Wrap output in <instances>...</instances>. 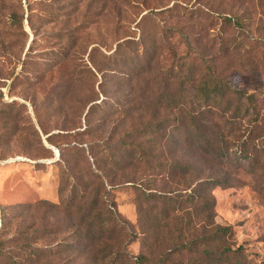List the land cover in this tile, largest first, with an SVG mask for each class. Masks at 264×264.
<instances>
[{
    "label": "rangeland",
    "instance_id": "374dc122",
    "mask_svg": "<svg viewBox=\"0 0 264 264\" xmlns=\"http://www.w3.org/2000/svg\"><path fill=\"white\" fill-rule=\"evenodd\" d=\"M203 4L197 0H0V229L3 219L8 223L0 237L5 249L0 264H152L163 258L160 254L173 250L179 235L192 240L207 234L200 222L206 214L199 215L192 204H182L165 220L157 217L162 204L146 202L138 186L175 194L195 186L199 177L189 175L184 187V178L174 182L161 178L153 167L156 163L132 164L131 145L147 139L134 137V131L150 120L161 121L164 115H150L149 94L133 101L142 111L127 121L115 105L144 89L154 91L155 80L172 66L174 55L214 52L212 40L219 37L215 50L225 39L229 56L212 66L233 88L256 95L254 105L246 96L229 97L223 106L230 120L220 123L246 127L258 112L264 127V0H215V7L241 20V25L226 31L222 18L210 23L157 14L174 5L175 14L185 13V8L211 9ZM174 26L182 34L170 37L167 30ZM143 36L151 49L138 44ZM123 73L137 79L126 86ZM186 100L191 106L195 98L190 95ZM95 104L100 108L89 114ZM191 131L185 118L177 156L197 168H216L204 145H190ZM150 139L152 148H159L150 154L152 161L160 162L161 147L169 159L161 136ZM258 146L261 159L255 171L248 161L232 157L219 171L229 185L213 187L205 195L214 202L209 231L232 227L231 244L243 248L245 264H264V139ZM208 175L207 171L200 178ZM75 186L86 194L71 213L61 204L69 201ZM96 199L94 214L104 209L105 200L124 224L112 241L99 245L89 241L90 228L82 223ZM151 219L168 223L160 237L166 238L161 248L150 238ZM216 251L220 252L218 247ZM140 256L148 257V262L141 263ZM201 260L193 251L175 256L170 264Z\"/></svg>",
    "mask_w": 264,
    "mask_h": 264
},
{
    "label": "trees",
    "instance_id": "16d2710c",
    "mask_svg": "<svg viewBox=\"0 0 264 264\" xmlns=\"http://www.w3.org/2000/svg\"><path fill=\"white\" fill-rule=\"evenodd\" d=\"M214 1L215 0H197L198 5L202 3L200 5L201 7H205L206 5L203 3L206 2L207 5L211 6L209 7L211 8L210 10L196 8L188 11V8H185V13L180 12L175 14L177 7L174 5L172 8H167L163 12L157 14L169 13L171 18L178 19L188 16L189 19L195 18L210 23H215L217 20L220 21L222 18L221 24L225 31L230 28H235L237 25H241L240 18L232 13H225L224 9L218 8V6L215 7ZM153 14L154 12H152V15ZM167 32L168 34L170 33V37H172V33H176V35L182 34L180 29L175 26L168 28ZM168 34L164 37H167ZM201 39L202 37H197V40L201 41ZM218 39L219 37H215V39L212 40V51L214 52L189 50L182 58L177 54L174 55L172 66L164 70L155 80L154 91L149 93L146 92V90L149 89H144L139 96H135L132 100L126 99L115 103L121 117L127 121L142 111L140 106L136 104V101L135 103L133 101L142 96L146 97L145 94H149L147 96V106L152 111L150 115L153 117L164 115L161 121L154 122L150 120L141 130L134 131V137L147 139L144 142L131 145V149L133 148L134 152L133 155H129L130 159L133 160L132 164L135 161L140 164L147 162V164L150 165L156 163L152 166L157 169L158 173H161V178L173 182L176 179L184 178L181 180V183L185 185L184 187H187L188 182L186 178L189 175L193 176V174L195 175L197 173L199 175L194 182L196 184L195 186L188 185L184 191H178L175 194H170L168 192L159 193L147 189L143 184L138 185L139 188H141V194L146 202L153 200L162 204V210L158 211L159 214L157 217L168 220L173 213L175 214L179 211L178 209L182 204L186 203L192 204L199 215L203 216L206 214L204 218L207 222L202 220L204 218H202L200 222H203L202 229L205 230L207 234L192 240L180 238L179 235L176 238L178 243L174 246L175 250L172 248V251L167 250L163 252L164 254H160V257L163 258L152 264H170L175 256L193 253V251L202 258L197 264H245L247 261L243 248L241 246L233 248L231 244L234 238L232 227H216L213 232L208 229L210 225L209 222L213 218L214 202H210L205 198L206 192L217 186L227 187L230 183L228 178H222V176H220L222 174H220L219 171L222 172L224 166L232 162V157H235L239 162L248 161L249 168L255 171L256 165L260 164L261 159L258 155L260 152L258 143L264 139L263 122L261 123V115L258 112H256V117L250 124L248 123L246 127L242 125L235 129L229 127L228 123H220L224 119L226 120L229 113V110L223 106V103L229 97L237 94L241 98L246 96L247 102L250 105H254L256 95L254 93L246 94L241 90L233 88L231 84L225 80L226 78L218 72L216 67L212 66L214 62H218V60L229 56V50L226 47L228 42L226 43L225 39L221 41L219 49L215 50ZM146 40L148 39L143 36V38L139 39L138 44H140L143 49H151L152 46L150 44V47L146 45ZM156 42V40H153L154 47H156ZM144 54L145 52L143 56ZM146 54L149 55V53ZM130 59L131 58H128V60ZM151 59H156V55H153ZM135 76V74L123 73L122 79L124 84L126 86L132 85V82L137 79ZM131 93H134V91L131 90ZM190 95H193L195 98L191 106L186 102V99ZM149 96L152 101L149 99ZM95 105L96 107L93 105L89 114L95 111L96 108H100L98 104ZM185 118L189 119L192 129L195 131L189 132V136L193 141H187H189L191 146L200 147L204 145V147L207 148L205 154L216 164V168L213 166L210 168H197L194 163L191 164L184 158L177 156L178 145L181 143L179 139V130L184 124ZM227 119L230 120L229 118ZM198 130H201L199 136L196 133ZM246 133L247 135H245ZM156 135L161 136V141H163L162 144L164 143L163 145L168 149L169 159L161 147L162 151H160L162 155L160 162L152 161L153 158L150 154L157 151L159 148H152V140L150 138ZM231 137H236L235 141H230L229 138ZM204 138L205 141L201 142ZM153 141L161 143L156 140V138H154ZM207 171L209 175L206 178H200V176ZM211 173H215L216 175L212 176ZM72 191L73 193L72 196L69 197V201L65 204H61L67 209H70L71 213L72 210L79 206V203L86 194L84 191H79L76 186L73 187ZM202 199L206 200L203 205L198 203ZM97 202L96 199L93 205L89 206L86 211L87 214L83 216L82 223H88L90 228L89 232L91 234H89V237L91 240L89 241H92V244L96 243V245H99L102 241H112L113 239L110 240L111 237L121 232L124 229V224L119 220L120 218L117 213L111 210L109 205L106 204L107 201L105 200L104 209H99L98 213L94 214ZM61 205H52V207L58 208ZM155 209L157 210L158 208L155 207ZM155 209L152 208V211L154 212ZM78 210H80V208H78ZM5 215V210H2V216L4 217ZM152 220L153 219H151V221ZM188 223L190 224L191 222L189 221ZM151 224L150 238L153 240L155 247L161 248L163 245L161 243H163L166 238L164 237L162 239L160 237L164 236L163 231L168 229V223L165 224L153 220ZM7 226L8 223L3 219L0 237L3 232L5 233ZM106 234H108L109 237L105 239L104 236ZM160 239H162V241ZM216 247L219 248L220 252L216 251ZM4 250L3 242L0 240V253L2 254ZM232 259L234 262H231ZM139 260L141 263H147L148 257L140 256Z\"/></svg>",
    "mask_w": 264,
    "mask_h": 264
},
{
    "label": "water",
    "instance_id": "95a60500",
    "mask_svg": "<svg viewBox=\"0 0 264 264\" xmlns=\"http://www.w3.org/2000/svg\"><path fill=\"white\" fill-rule=\"evenodd\" d=\"M1 225V224H0Z\"/></svg>",
    "mask_w": 264,
    "mask_h": 264
}]
</instances>
